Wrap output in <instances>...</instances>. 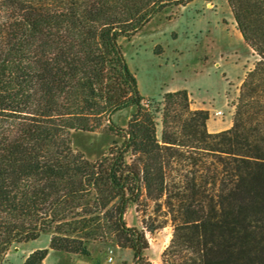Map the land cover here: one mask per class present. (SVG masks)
Here are the masks:
<instances>
[{"label":"trees","instance_id":"1","mask_svg":"<svg viewBox=\"0 0 264 264\" xmlns=\"http://www.w3.org/2000/svg\"><path fill=\"white\" fill-rule=\"evenodd\" d=\"M192 1L0 0V264L44 234L49 248L24 264L51 250L91 256L92 243L154 264L146 232L168 223L160 264H264V0H226L258 59L225 130H208L209 112L191 109L186 89L146 99L120 43ZM128 107L119 126L113 116ZM68 128L121 141L76 157ZM143 198L157 218L129 226Z\"/></svg>","mask_w":264,"mask_h":264},{"label":"rangeland","instance_id":"2","mask_svg":"<svg viewBox=\"0 0 264 264\" xmlns=\"http://www.w3.org/2000/svg\"><path fill=\"white\" fill-rule=\"evenodd\" d=\"M120 43L146 99L161 100L165 92L186 89L190 93L191 109L209 112L207 127L210 132L233 125L240 87L258 56L245 42L226 0H194L179 9L165 11L153 17L131 39L121 38ZM135 110V107L120 110L113 119L119 126L127 127ZM219 111L221 114H217ZM67 130L70 154L76 157L95 160L121 141L101 131ZM161 132L159 117L158 136ZM142 201L140 206L130 204L126 213L129 226L142 227L143 220L157 218L153 213L154 204L145 198ZM158 217L164 220L163 215ZM172 233L171 223L154 232L147 231L150 246L144 258L160 264ZM50 238V234H44L37 240L12 245L2 264H23V257L34 250L49 248ZM93 244L101 243L91 246ZM110 248L114 250L112 264H139L131 249H121L114 243L103 245V248L91 247L90 257L51 251L45 262L61 264L66 254L69 258L64 264H106Z\"/></svg>","mask_w":264,"mask_h":264},{"label":"crops","instance_id":"3","mask_svg":"<svg viewBox=\"0 0 264 264\" xmlns=\"http://www.w3.org/2000/svg\"><path fill=\"white\" fill-rule=\"evenodd\" d=\"M91 247H102L103 248V245L102 244H93ZM52 251V250H51ZM51 251L49 252V254H48V256L46 257V259L51 255ZM92 251V250H91ZM65 256H62L63 257V259H65V261L64 262H62L61 264H64V263H66V261H68V258H69V256H66V254H64ZM27 256H29V254L28 255H26L25 257H23V264H24V261H25V259H26V257ZM91 256H92V254H91ZM66 257V258H65ZM68 257V258H67ZM90 257V256H89ZM46 259H45V261H46ZM44 261V264H46V262Z\"/></svg>","mask_w":264,"mask_h":264},{"label":"built area","instance_id":"4","mask_svg":"<svg viewBox=\"0 0 264 264\" xmlns=\"http://www.w3.org/2000/svg\"><path fill=\"white\" fill-rule=\"evenodd\" d=\"M217 114H221V112L219 111V112H217ZM113 254H114V250L110 248L108 251L107 259H106V264H112L113 263V261H114Z\"/></svg>","mask_w":264,"mask_h":264}]
</instances>
